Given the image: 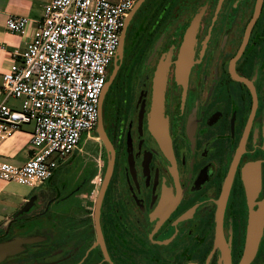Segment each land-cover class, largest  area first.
I'll list each match as a JSON object with an SVG mask.
<instances>
[{
  "label": "flooded vegetation",
  "instance_id": "af4514ba",
  "mask_svg": "<svg viewBox=\"0 0 264 264\" xmlns=\"http://www.w3.org/2000/svg\"><path fill=\"white\" fill-rule=\"evenodd\" d=\"M133 9L101 133L98 119L30 211L0 231V244L31 239L0 264H264V0ZM161 66L165 146L150 124Z\"/></svg>",
  "mask_w": 264,
  "mask_h": 264
},
{
  "label": "built area",
  "instance_id": "2783aa9c",
  "mask_svg": "<svg viewBox=\"0 0 264 264\" xmlns=\"http://www.w3.org/2000/svg\"><path fill=\"white\" fill-rule=\"evenodd\" d=\"M138 1L50 0L45 6L26 49L0 78V138L33 125L32 156L21 166L0 158V180L40 187L96 128L109 67ZM31 21L11 16L5 27L24 36ZM9 97L21 107H10Z\"/></svg>",
  "mask_w": 264,
  "mask_h": 264
},
{
  "label": "crops",
  "instance_id": "0c3cea01",
  "mask_svg": "<svg viewBox=\"0 0 264 264\" xmlns=\"http://www.w3.org/2000/svg\"><path fill=\"white\" fill-rule=\"evenodd\" d=\"M111 1L116 2L117 0ZM49 2L50 0H0V44L3 45V50L0 51V78L17 61V55L26 49L37 22L42 19L44 8ZM11 16L27 17L32 20L24 36L11 33L6 29V20ZM4 99L5 95L0 89V101ZM6 103L12 108L19 109L22 101L9 97L6 98ZM32 132L33 125H25L22 130L11 136L5 139L0 138V158L17 166L28 161L33 154ZM66 161L67 159L61 165H64ZM38 188L31 189L17 183L0 180V231L15 220V215L31 199Z\"/></svg>",
  "mask_w": 264,
  "mask_h": 264
},
{
  "label": "water",
  "instance_id": "95a60500",
  "mask_svg": "<svg viewBox=\"0 0 264 264\" xmlns=\"http://www.w3.org/2000/svg\"><path fill=\"white\" fill-rule=\"evenodd\" d=\"M144 0H139L134 9L135 10L139 5L142 4ZM134 13V11H132V13H130V17L132 16V14ZM198 17H196V19L193 21V23L191 24V26L189 27L186 35H185V41L184 44L182 46V58L184 59L185 55H187L189 49H190V44L193 38V31H194V26L197 24L198 22ZM129 21V17L126 18V25L127 22ZM124 35V33H123ZM117 72V68L114 69L113 73L111 74L109 81L106 83L104 90L102 92L101 98H100V102H102L105 93L107 92V89L109 87V85L111 84V82L113 81L115 75ZM156 77L154 79V85H153V99H152V111H151V116H150V124H151V130L154 133V135L157 137V139L159 140V142L165 146L167 143V135H166V123L164 120V88H165V78H166V67L165 66H161L159 67V69L156 72ZM100 106L101 103L99 104V110H100ZM99 133H101L102 129V121L99 118ZM102 139L106 142V140L104 139V137L101 135ZM107 144V142H106ZM108 145V144H107ZM113 169V162L110 164L109 170H108V175L107 178L104 182V185L102 187L101 193L99 195V199H98V206L96 209V219H98V215H99V205L101 203V200L103 198L104 192L106 190L111 172ZM31 209V199L24 205V207L15 215L14 219H17L20 216H23L24 214H27ZM98 221V220H97ZM257 231V222H254L252 224V229H251V237L252 239L254 238V235ZM31 243V239L28 240H16L14 242H10V243H5V244H0V254L2 255H6V254H13L17 249L20 248V246L22 244H30Z\"/></svg>",
  "mask_w": 264,
  "mask_h": 264
}]
</instances>
